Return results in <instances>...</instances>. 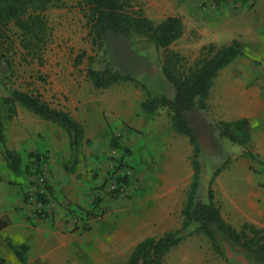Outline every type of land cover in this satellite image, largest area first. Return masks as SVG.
Instances as JSON below:
<instances>
[{
	"label": "crops",
	"instance_id": "crops-1",
	"mask_svg": "<svg viewBox=\"0 0 264 264\" xmlns=\"http://www.w3.org/2000/svg\"><path fill=\"white\" fill-rule=\"evenodd\" d=\"M150 4L146 15L156 24L169 17L182 19L184 35L171 49L187 62L195 63L202 48L211 44L223 47L234 40L244 44V57L223 69L214 81L208 113L212 110L216 121L247 120L252 152L264 160V0H250L253 8L235 12L229 19L218 18L217 13L204 14L189 0H150ZM119 90L115 97H102L82 87L59 108L85 132L80 163L74 170L64 129L43 120L47 126L41 129L31 130L26 123L22 126L20 135L26 137L27 150L26 159L21 155L24 167L29 153H48L52 157L50 186L57 199L45 208L47 215L43 218L37 217L25 201L16 199V192L13 198L10 194L8 200L0 199V218L9 221L0 235L2 258L9 261L3 253L5 245L9 251L5 238L11 240V235L17 234L29 246V255L38 254L34 260L29 258L30 264H44L50 256L58 257L60 264H124L143 240L181 227V213L194 174L193 147L187 137L174 130L168 109L147 116L141 110L147 99L144 91L130 96L128 90ZM114 137L130 151L123 161L136 171L129 176L126 195H110V199L101 196L108 178L105 159L123 155L110 146ZM244 153L232 164L234 185L221 205L222 216L237 230L245 224L264 230V182L259 183V178L264 179L263 165ZM95 197L101 198L102 211L91 218L74 215L77 212L71 208L88 210Z\"/></svg>",
	"mask_w": 264,
	"mask_h": 264
},
{
	"label": "trees",
	"instance_id": "trees-1",
	"mask_svg": "<svg viewBox=\"0 0 264 264\" xmlns=\"http://www.w3.org/2000/svg\"><path fill=\"white\" fill-rule=\"evenodd\" d=\"M65 0H0V89L7 96L0 97V154L6 167L15 176L23 174L42 177L49 158L39 152L28 154L24 160L20 153L9 149L6 139V124L17 116V107L22 106L37 118L64 129L69 137L72 170L80 163V150L84 144L85 132L81 124L64 111L52 108L39 95L12 90L8 83L13 77V66L7 54L13 48L11 29L20 34L22 50L30 57H37L47 45L49 23L46 12L64 6ZM84 14L89 29V37L95 49L101 53V59L89 57L88 77L98 90L109 89L119 83H135L146 93L147 99L141 110L147 116H154L158 110L166 108L174 130L187 137L193 147V178L186 202L182 210L181 227L160 237H150L140 242L129 260L124 264H166L168 256L183 242L194 236H204L210 242L213 252L228 264L227 249L240 253L252 264H264V230L245 224L241 230L235 229L222 216L214 184L228 162L216 170L209 183L206 198L202 197V155L204 150L195 130L196 120L206 118L208 100L219 73L244 57L245 47L239 40L230 45L217 47L209 45L202 48L200 58L193 67L185 68L186 58L171 49L184 35L185 26L181 18L169 17L156 24L137 7L135 0H83ZM249 6V5H248ZM250 7V6H249ZM135 39L145 40L162 52V73L171 85V96L162 94L152 97L146 86L130 74L137 64L141 53L137 50ZM10 49V50H9ZM143 56V55H142ZM147 56H144L145 59ZM87 58L86 53L77 56L76 66ZM217 135L226 141L241 146L244 156L264 166V160L252 152L251 128L247 120L213 121L209 123ZM114 150L120 148L117 138L110 140ZM122 169L121 167L119 170ZM118 183L128 184L127 176L119 177ZM264 187V184L262 185ZM31 191L26 196L29 200ZM33 196L44 208L56 199L55 191L48 181L41 187L36 182ZM30 197V198H29ZM92 209H81L79 217L91 218L101 209V198L95 197ZM45 210L37 217H46ZM9 221L0 218V235L8 228ZM9 250L19 264H30L29 246L13 244L5 238ZM0 264H15L0 256ZM40 264V263H35Z\"/></svg>",
	"mask_w": 264,
	"mask_h": 264
},
{
	"label": "rangeland",
	"instance_id": "rangeland-1",
	"mask_svg": "<svg viewBox=\"0 0 264 264\" xmlns=\"http://www.w3.org/2000/svg\"><path fill=\"white\" fill-rule=\"evenodd\" d=\"M249 2L245 4L244 8L236 9L231 3L226 1L218 10H210V12H207V10L205 12L203 11V13L207 15H209L208 13H217L216 16L218 15V18L229 19L236 15L235 12H244L253 8L254 5H249ZM135 3L137 7L144 10L145 13L151 6L150 0H135ZM83 4V0H65L64 6L53 7L46 12L49 23V37L47 45L37 57H30L25 54L20 45V34L18 30L15 28L11 29L13 48L11 50L9 49V53L3 51L5 56L7 54V58L13 66V77L8 83L9 89L39 95L52 108L57 110H61L59 108L69 102L72 93L76 89L82 87L87 89L90 94H100L102 97H107L106 94L115 97L117 93L121 92L119 89L128 90L127 92L130 96L138 92V90L143 92L140 85H136L135 83H119L111 87V89L109 88L107 91H99L94 87L92 80L87 74L89 68L88 58H100L101 53L94 48L89 37V29L87 27ZM205 19L206 18H204V20ZM134 41L136 42L138 52L143 56L141 55V57L138 58L137 64L131 69L130 74L135 76L143 86H146L150 95L152 94L154 97H160L162 94L171 96V85L162 73V52H158L153 45L145 40L135 39ZM175 47H177V45ZM82 53H86L87 58H85L79 66H76L77 56ZM144 56H147V59H145ZM194 64V62H187L185 68L188 69L193 67ZM5 96H7V92L0 89V97ZM210 111L212 110H209L206 118L197 119L195 125V130L204 150V154L202 155L203 174L201 194L205 199L213 173L219 168H222L225 162H228V165H226L214 184V190L221 207L227 191H230L232 185H234V169H232V164L236 162V157L238 155L241 156L240 153L245 152V150L239 145L221 139L217 133L211 129L209 123L216 121V119L214 118V114ZM25 123L31 130L35 128L41 129L47 126L41 119L34 116L22 106L17 107V116L6 124V137L9 149L21 152L22 154L20 155L24 156V159L27 157V150L25 149L26 137L24 134L23 137L20 135V129L24 127ZM118 150L120 154H123L121 157L110 156L105 159L104 172L107 173L108 178L106 186L101 190V196L103 197L107 196L110 198L111 194L107 191V185L111 177L114 175L118 177L115 173H123L125 175H119V177H124L127 174L131 175L133 170L136 171L135 167L132 169L128 163L123 161L124 156L129 155L130 151L124 149L122 146H120ZM137 153L139 152H136V154ZM42 154L46 155L50 162L52 157H50L48 153ZM2 160L3 158L0 159V199L8 200V195L10 194L13 198L15 196L14 192H16L17 195L15 198L17 197L16 199L20 198L25 201L29 207L33 208L32 210L35 214L34 204L30 197L29 200H26V196L30 191L31 193L29 196L32 197L33 194H35L34 190L37 177L29 176L24 169L23 174L17 178V176H13L14 174L10 172ZM189 165L190 164L187 162V168H190L189 170L192 171L191 165L190 167ZM49 167L50 163L44 170L46 171L45 178L50 185L51 173ZM120 167L122 169L119 170ZM257 174L258 177L262 176V173ZM130 175L127 177L129 178ZM259 180L261 185L264 179L259 178ZM239 183L242 184L241 182ZM18 193L20 194L19 196ZM54 198L57 199V196L55 195ZM56 199L53 200L56 201ZM11 202H13L12 199ZM91 209L92 206L89 207V210ZM71 210L73 213H80L81 209L75 210L71 208ZM74 215L78 216L77 214ZM11 241L13 244L17 245L25 244L21 242L17 234L11 235ZM3 250L4 255L10 262L19 264L12 252L6 249V245L3 246ZM227 255L228 264H252L248 259L233 249H227ZM37 256L38 254L35 255L34 252H31V254L28 255V259L31 258V260H34V257ZM222 263V260L213 252L210 242L204 236H194L183 242L177 249L172 251L166 261V264ZM44 264H60V259L56 256H50L46 259ZM70 264L72 263L70 262Z\"/></svg>",
	"mask_w": 264,
	"mask_h": 264
},
{
	"label": "built area",
	"instance_id": "built-area-1",
	"mask_svg": "<svg viewBox=\"0 0 264 264\" xmlns=\"http://www.w3.org/2000/svg\"><path fill=\"white\" fill-rule=\"evenodd\" d=\"M193 3H195L202 11H216L218 10L226 1L231 3V5L236 9H241L245 7V4L249 2V0H189ZM48 167L45 165V168ZM130 174H127L128 176ZM46 171L44 170V173L42 177L37 178V183L39 186H43L45 184L46 180ZM128 184L118 183L116 177H111L108 181L107 185V191L109 194L116 198H123L126 195ZM32 203L34 204V212L35 214L42 213L45 208L44 206L38 204L34 198V196L31 197Z\"/></svg>",
	"mask_w": 264,
	"mask_h": 264
}]
</instances>
